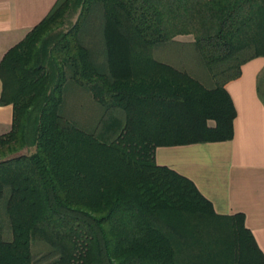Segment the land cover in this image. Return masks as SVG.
<instances>
[{"label":"trees","instance_id":"1","mask_svg":"<svg viewBox=\"0 0 264 264\" xmlns=\"http://www.w3.org/2000/svg\"><path fill=\"white\" fill-rule=\"evenodd\" d=\"M259 56L264 0H56L0 60V264H264L242 212L155 161L232 138L225 85Z\"/></svg>","mask_w":264,"mask_h":264},{"label":"crops","instance_id":"2","mask_svg":"<svg viewBox=\"0 0 264 264\" xmlns=\"http://www.w3.org/2000/svg\"><path fill=\"white\" fill-rule=\"evenodd\" d=\"M55 1L0 0V60ZM263 68L264 57H255L225 85L236 110L230 140L158 146L155 161L191 179L216 213L242 212L264 252V104L257 93ZM12 116L11 104L0 105V134L10 130Z\"/></svg>","mask_w":264,"mask_h":264},{"label":"rangeland","instance_id":"3","mask_svg":"<svg viewBox=\"0 0 264 264\" xmlns=\"http://www.w3.org/2000/svg\"><path fill=\"white\" fill-rule=\"evenodd\" d=\"M75 19H76V15L72 18V21H71V22H73ZM177 38H178L179 40L183 41V42H189V41L192 40V37H191L190 35H188V36H179V37H177ZM156 51H157V50H155L154 53H156ZM157 54H158L159 56H161V53H157ZM154 55H156V54H154ZM156 56H157V55H156ZM182 56H184V55H182ZM161 59H163V58L161 57ZM163 60L166 61L165 58H164ZM182 62H183V61H182ZM170 63H171V62H170ZM183 63H184V62H183ZM172 64H173V63H172ZM82 99L85 100V96H84V95L82 96ZM68 103H69V104H70V103H72V104L75 103L73 96H71V95L68 96ZM46 260H48V261L45 262ZM50 260H51V258L44 259L43 261L40 262V264H46V263H48Z\"/></svg>","mask_w":264,"mask_h":264}]
</instances>
